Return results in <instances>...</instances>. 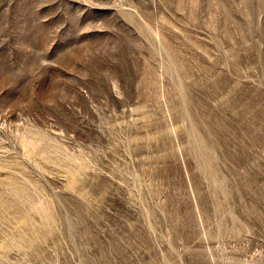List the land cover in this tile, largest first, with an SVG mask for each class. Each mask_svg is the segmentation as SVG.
I'll return each mask as SVG.
<instances>
[{"label": "rangeland", "instance_id": "obj_1", "mask_svg": "<svg viewBox=\"0 0 264 264\" xmlns=\"http://www.w3.org/2000/svg\"><path fill=\"white\" fill-rule=\"evenodd\" d=\"M0 264H264V0H0Z\"/></svg>", "mask_w": 264, "mask_h": 264}]
</instances>
